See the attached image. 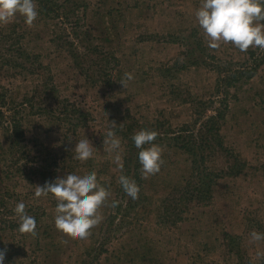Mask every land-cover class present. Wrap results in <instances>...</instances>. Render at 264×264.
Returning a JSON list of instances; mask_svg holds the SVG:
<instances>
[{
	"label": "rangeland",
	"instance_id": "1",
	"mask_svg": "<svg viewBox=\"0 0 264 264\" xmlns=\"http://www.w3.org/2000/svg\"><path fill=\"white\" fill-rule=\"evenodd\" d=\"M78 1L86 14L77 24L52 13L44 17L36 4L38 16L31 26L19 15L0 25V110L7 118L20 108L22 98L30 101L24 124L29 150L25 175L7 174L11 178L6 179L1 171L9 172L10 167L0 160V250H6L5 264H264V241L250 239L252 231L264 233V65L258 68L255 61L263 50L250 46L241 52L231 43L210 48L195 17L201 0ZM21 46L38 55L25 75L2 63L13 59ZM72 49L80 55L81 68L69 54ZM255 68V76L245 80L244 71ZM240 71L243 77L233 87L218 85L220 72ZM9 100H14L12 105L2 106ZM217 111L223 113L217 124L219 139L205 164L214 173L230 166L240 173L220 174L211 203L179 205L184 220L175 222L176 202L190 178L191 162L166 145L163 133L194 124L198 129ZM109 128L121 141L123 162L130 144L123 135L129 128L133 134L156 131L153 143L161 147L163 160L159 172L141 178L143 209L119 218L111 228L121 170L117 153L104 143ZM80 139L95 146L85 161L74 158ZM35 158L51 165L53 181L95 171L109 190L99 210L103 219L87 238L58 231L51 199L34 197L39 184L28 172ZM18 202L32 217L46 212L35 235L17 230ZM121 206L120 214L129 211L124 203ZM46 227L52 237L38 244L37 234ZM229 236L237 238L234 244ZM101 244H106L103 249Z\"/></svg>",
	"mask_w": 264,
	"mask_h": 264
},
{
	"label": "clouds",
	"instance_id": "2",
	"mask_svg": "<svg viewBox=\"0 0 264 264\" xmlns=\"http://www.w3.org/2000/svg\"><path fill=\"white\" fill-rule=\"evenodd\" d=\"M17 15L31 26L38 16L36 0H0V25L11 22ZM195 17L212 49L219 48L222 43H231L241 52H246L250 46L264 50V0H201ZM125 75L132 79L131 74ZM157 135L156 131L142 129L131 137L135 148L139 149L138 162L144 178L159 172L163 163L161 147L153 143ZM104 143L108 144V151L117 153L115 160L123 172L119 155L121 141L111 128L106 132ZM94 148L89 139H80L73 149L74 158L85 161L93 156ZM119 184L127 196L133 200L138 197L139 187L135 180L121 174ZM49 195L56 201L55 228L66 235L85 239L103 219L99 210L107 203L110 192L98 182L95 171H88L69 173L44 186H36L34 197ZM116 204L117 201H112L111 206ZM14 213L19 219L17 230L35 235V218L25 212L23 202L16 204ZM250 239L253 243L264 241V233L252 231ZM5 254L6 250H0V264H5Z\"/></svg>",
	"mask_w": 264,
	"mask_h": 264
},
{
	"label": "trees",
	"instance_id": "3",
	"mask_svg": "<svg viewBox=\"0 0 264 264\" xmlns=\"http://www.w3.org/2000/svg\"><path fill=\"white\" fill-rule=\"evenodd\" d=\"M36 4L38 5L39 13L44 17H48L50 13L54 15L55 18H58L64 22H68L71 19L76 20V24L80 22L86 14V8L78 1V0H36ZM78 21V22H77ZM74 38H78V32H74ZM16 56L11 60L7 59L6 61H2L4 65H8L16 70H19L20 74H28L30 70H28L29 64H36L38 62V55L27 53L21 46L16 51ZM70 56L75 60L76 65L81 68V63L77 58H80V55L75 52L73 49L70 51ZM87 54V52H86ZM253 56V53L250 55ZM258 60V62H257ZM257 62V67L264 65V50L260 53V55L255 59ZM14 64V66H12ZM83 72V68L81 69ZM257 69L255 68L252 72H248L244 76L245 80H251L255 76V72ZM221 76L218 79V85L222 83V88L233 87L234 83L239 81L243 76V73L240 72H220ZM46 82L42 84L45 85ZM14 100L2 101V106L12 105ZM30 101L26 98H22V101L17 104L19 109H12L11 114L6 118L4 117V112L0 110V132L3 135L4 144H0V160H3L4 164L9 165L10 168L1 171V174L6 177V179L11 178L14 175H25L26 164H28L29 150H27L26 145V136L24 130V124L26 122V118L28 117L27 107ZM11 111V110H10ZM214 116H209L206 120H204L198 129H196L198 124H194V127L191 128L189 126H183L180 129L173 132H165L163 133V139L167 140V146H173L178 149L185 155L190 158L191 162V175L190 178L184 183V188L180 192V197L177 199L176 208L174 210L175 216L177 217L175 222H180L184 220L182 211L178 209L179 205L183 204V206L193 205L195 207H206L212 201V186L216 182L218 178L221 177L220 174H224L225 176H237L239 175V171L235 170L233 166L228 167V170L225 172L222 171L220 173H214L213 171L207 169L206 161L207 159L213 155L214 152V141H218V122L223 119V113L220 112ZM34 115V114H33ZM6 120L5 121L3 120ZM2 120V121H1ZM196 126V127H195ZM133 128L127 129L125 134L123 135L124 140H128L130 144L126 146V151L128 155L124 158L123 162V172L121 174L128 176L129 178L135 180L136 184L139 187L138 197L133 200L129 196H127L124 190L121 187V190H117L118 195L114 199L117 201L116 209L117 213L109 216V227H113V223L119 218H124L128 216L133 211H141L143 207L141 206L144 201H146V197L142 195L143 187H142V174H141V166L138 162V151L139 149L135 148L131 137L133 136L132 132ZM142 130V129H141ZM135 134V133H134ZM39 147L44 148L42 143L39 144ZM36 151V150H35ZM41 161V160H40ZM31 166L28 172V178L32 176L39 184V186H44L46 182H53L54 172H48V169L51 165H46L44 161L39 162L38 159L30 161ZM45 164V165H44ZM49 166V167H48ZM13 170V171H12ZM7 174L11 175V177H7ZM1 178V177H0ZM3 180V179H0ZM48 200H50L53 205V210L56 208V201L52 198L51 195L47 196ZM118 199L121 201L119 202ZM126 206L129 211H124L126 215L123 213L120 214L119 208L122 207L121 204ZM164 213H167V209H163ZM44 217H46V212L43 210L40 214H35L36 226L41 225L43 227ZM118 228L119 226H114ZM51 229H44V231L39 230V236L37 234L36 242L39 244V239L43 238H51L50 236ZM230 241L234 244L237 238L229 236ZM103 241L102 243H104ZM108 243V241L106 242ZM106 244H101L99 247L103 249ZM96 249V248H95ZM99 249V248H98ZM97 249V251H98ZM105 253V250H102L99 255V259L102 254Z\"/></svg>",
	"mask_w": 264,
	"mask_h": 264
}]
</instances>
